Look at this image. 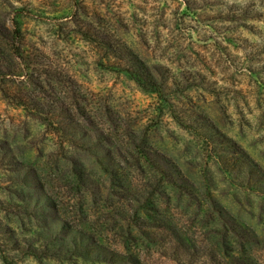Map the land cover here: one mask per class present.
Wrapping results in <instances>:
<instances>
[{
    "label": "rangeland",
    "instance_id": "1",
    "mask_svg": "<svg viewBox=\"0 0 264 264\" xmlns=\"http://www.w3.org/2000/svg\"><path fill=\"white\" fill-rule=\"evenodd\" d=\"M112 44L158 68L166 92L180 84L175 113L122 70ZM186 108L264 170V0H0V264H109L73 253L72 229L111 246L141 235L126 232L118 213L130 190L146 197L153 189L148 170L133 165L143 151L211 194L223 219L260 232L248 249L264 264V183L246 186L241 160L221 143L203 149L175 117ZM120 166L119 186L108 171ZM178 190L149 198L205 245L207 207ZM140 246L145 264H177Z\"/></svg>",
    "mask_w": 264,
    "mask_h": 264
},
{
    "label": "trees",
    "instance_id": "2",
    "mask_svg": "<svg viewBox=\"0 0 264 264\" xmlns=\"http://www.w3.org/2000/svg\"><path fill=\"white\" fill-rule=\"evenodd\" d=\"M190 13L191 8H187ZM188 13V12H186ZM11 33V31H10ZM17 30H12L11 37L16 38ZM108 52L118 57V65L123 71L131 75L132 79L142 88L152 93H155L163 106L175 113L173 110L172 97H177L179 83H171L170 91L166 92L163 82H160L158 75L160 70L156 67H151L146 62L144 57L135 52L131 46L127 44H112L108 48ZM175 86V87H174ZM172 87V88H171ZM176 88V89H174ZM162 106V107H163ZM199 111L195 113L192 108L179 111L178 119L181 125L193 130L195 137L198 139L201 147L207 151H218L217 146L225 152H231L237 160H241L240 167H243L248 177L246 186L254 188V185L264 183V170L254 162L247 154L240 151L234 146L229 138L224 137L221 131L214 126L213 122ZM38 115H43L42 110H35ZM220 141V142H219ZM235 144V143H234ZM134 148V147H133ZM137 148V146H136ZM121 161L126 162V158L121 156ZM137 169H147V177L151 180L153 187L152 191L146 197L141 196V191L130 190L121 198H124L120 206L121 213L118 217L126 221L127 231H132L137 228L140 236L129 235L122 236V246H111L106 241V237L91 233L85 228H73L72 236L69 244L76 251V255L86 260H97L109 264H145L140 255V244L148 249H157L163 256L171 259L177 264H261L256 258V254L250 251L249 246H257L262 242L260 232L250 228L245 222L233 220V218H224L223 212L216 208L211 194L207 192L201 193L196 188L195 183L189 178L181 175L180 170L173 166L172 171L167 170L162 166L158 158H154L148 152H140L131 155ZM105 161H108L112 166H119L111 155H107ZM126 167H118L114 170H109L110 178L119 182L124 178ZM74 178L71 179V184L74 187H80L83 178L82 170L73 172ZM181 175V176H180ZM181 177V180L178 178ZM179 189V190H178ZM178 190L180 197L186 195L190 200H195L198 207L204 208L206 217V239H202L203 243L181 231L178 223L173 221L170 216L157 212L149 196L156 193L161 194L167 191ZM144 198L141 202V197ZM215 209V210H214ZM215 212L219 214L216 217ZM219 212V213H218ZM114 219L115 217L112 216ZM144 226L149 228V231L143 229ZM65 228H71L66 226ZM229 233H231L229 235ZM141 239H145L147 242ZM208 242H206V240ZM108 241V240H107ZM264 242V240H263ZM238 244L239 247L230 246V244Z\"/></svg>",
    "mask_w": 264,
    "mask_h": 264
}]
</instances>
